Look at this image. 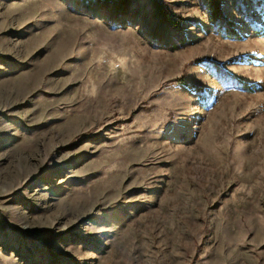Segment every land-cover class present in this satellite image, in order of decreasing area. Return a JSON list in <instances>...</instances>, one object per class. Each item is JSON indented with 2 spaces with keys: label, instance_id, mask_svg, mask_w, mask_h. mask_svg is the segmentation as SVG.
<instances>
[{
  "label": "rangeland",
  "instance_id": "374dc122",
  "mask_svg": "<svg viewBox=\"0 0 264 264\" xmlns=\"http://www.w3.org/2000/svg\"><path fill=\"white\" fill-rule=\"evenodd\" d=\"M91 1L0 0V264H264V0Z\"/></svg>",
  "mask_w": 264,
  "mask_h": 264
},
{
  "label": "trees",
  "instance_id": "16d2710c",
  "mask_svg": "<svg viewBox=\"0 0 264 264\" xmlns=\"http://www.w3.org/2000/svg\"><path fill=\"white\" fill-rule=\"evenodd\" d=\"M131 0H92L91 4H88L87 2L84 5L85 8H88L89 11H92L91 13H106L109 14V16L112 17H119L122 14L125 15L126 12H128V4ZM252 1V0H251ZM207 4H209V8L211 9V20L214 23L216 27H219V29H222V36L227 39L231 40H241L242 35L237 29L233 28V21H231L229 18H227L223 13V3L222 0H205ZM151 6L153 7V13L152 16H154L157 19L158 26L157 28H162L163 26L174 28L176 30H180L181 23L174 18V16L164 8V6L161 5L158 1L151 0L150 1ZM247 9H244L243 12L246 13ZM182 83V82H178ZM181 85L197 91V87L194 85H191L189 83H182ZM245 87L253 91V88L255 86L253 84H245Z\"/></svg>",
  "mask_w": 264,
  "mask_h": 264
},
{
  "label": "bare ground",
  "instance_id": "6f19581e",
  "mask_svg": "<svg viewBox=\"0 0 264 264\" xmlns=\"http://www.w3.org/2000/svg\"><path fill=\"white\" fill-rule=\"evenodd\" d=\"M9 41V40H8ZM2 42L5 43V45H3V49H5V51L9 52L10 54H13V53H16V50L15 48H13L14 46H12L9 42ZM39 42H42L41 41V38H37L36 41H33V42H30L27 46V47H31V44H34V43H37L39 44ZM64 42H67L66 40ZM69 42V41H68ZM14 42H12L13 44ZM63 43V42H62ZM1 44V43H0ZM69 44V43H68ZM15 45V44H14ZM2 46V45H1ZM18 46V45H17ZM20 47V46H19ZM25 47V46H24ZM54 48V47H53ZM67 45L64 43V44H61L58 42V44H55V48L53 50V52L51 53L50 56H48V58L46 59V66L50 67L52 66L55 62H57L58 60H60V58H62L67 52H65L67 50ZM45 66V65H44ZM28 83H25L26 86ZM20 94V93H19ZM119 191V189H118ZM118 196V195H117ZM107 201V200H106ZM235 259V257H233ZM232 263V261H231ZM235 263V262H234ZM233 263V264H234ZM237 264V263H236ZM245 264V263H244Z\"/></svg>",
  "mask_w": 264,
  "mask_h": 264
}]
</instances>
